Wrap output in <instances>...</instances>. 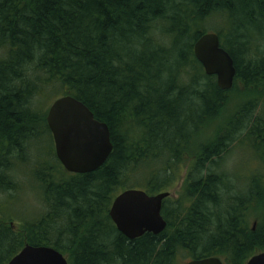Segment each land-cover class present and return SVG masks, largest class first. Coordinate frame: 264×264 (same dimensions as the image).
Instances as JSON below:
<instances>
[{
    "label": "trees",
    "instance_id": "obj_1",
    "mask_svg": "<svg viewBox=\"0 0 264 264\" xmlns=\"http://www.w3.org/2000/svg\"><path fill=\"white\" fill-rule=\"evenodd\" d=\"M210 32L233 60L228 91L194 57ZM63 96L109 128L112 152L92 173L70 174L55 155L45 110ZM239 135L262 165L238 176L237 193L220 168ZM186 167L160 235L117 231L115 196L166 192ZM23 193L36 214L0 212V264L26 244L69 264H245L264 252V0H0V209Z\"/></svg>",
    "mask_w": 264,
    "mask_h": 264
},
{
    "label": "water",
    "instance_id": "obj_2",
    "mask_svg": "<svg viewBox=\"0 0 264 264\" xmlns=\"http://www.w3.org/2000/svg\"><path fill=\"white\" fill-rule=\"evenodd\" d=\"M195 59L206 76H214L220 90L232 88L236 70L231 56L220 45L215 33H204L193 45ZM46 124L51 133L55 155L66 172L88 174L107 161L112 152L108 126L96 120L92 112L72 96L52 102ZM168 192L149 195L142 190H125L112 201L108 215L117 231L128 240L144 234L160 235L166 228L162 217L163 201ZM7 264H68L57 250L26 244ZM185 264H223L218 257L191 260ZM245 264H264V252Z\"/></svg>",
    "mask_w": 264,
    "mask_h": 264
},
{
    "label": "rangeland",
    "instance_id": "obj_3",
    "mask_svg": "<svg viewBox=\"0 0 264 264\" xmlns=\"http://www.w3.org/2000/svg\"><path fill=\"white\" fill-rule=\"evenodd\" d=\"M218 26H220L221 28L224 27V21L222 18L218 17L216 19L213 20ZM213 26L211 25H207V31H212ZM256 39H252V42H256ZM259 41V40H258ZM255 44L251 43L250 44V55L247 56V59L250 60V58L253 57V48H254ZM58 99V98H56ZM55 99V100H56ZM242 100V99H241ZM53 101L50 100V102H48V104L46 105V110L45 112L47 113L50 105L52 104ZM261 108V104H259L258 108L256 109V111L254 112L255 115L259 114V110ZM242 135V134H241ZM241 135L238 136L237 141H235V143H233L232 145H230L228 151L229 154L227 155V157L225 158L224 161V167L220 168V170H224V168L229 171V173L231 174V177L233 179V192H237L238 191H244L243 188L240 187L239 182L241 181L238 176L240 178L243 177H247L248 174L251 172L252 173H256V168L258 166H261L262 164L259 163V161L253 156L251 149L252 146V142H249V140H246L245 142H243V144H241V142L239 141L241 139ZM49 141L48 138L43 137L41 146H42V151L44 150H48L49 149V145H48ZM54 147V146H53ZM256 156V155H255ZM257 157V156H256ZM186 169H183L181 171V175L179 177V180L177 182H175L171 187L167 188L166 192L170 193V199L171 200H176L178 198V191L181 188V184H182V180L184 179L185 175H186ZM255 170V171H254ZM180 173V171H179ZM14 177L18 180H20V171L17 170L16 172H14ZM3 196H0V200ZM39 203V202H38ZM38 203H35V206L38 205ZM0 212L2 214V216H4L5 218L11 219L13 217L16 218H29V217H33L36 212L33 208V197H31L28 194H21V196H19L18 199L10 202V203H6L1 209ZM65 258L67 259L68 256H65ZM179 264H184L185 263V259L181 258L178 262Z\"/></svg>",
    "mask_w": 264,
    "mask_h": 264
},
{
    "label": "bare ground",
    "instance_id": "obj_4",
    "mask_svg": "<svg viewBox=\"0 0 264 264\" xmlns=\"http://www.w3.org/2000/svg\"><path fill=\"white\" fill-rule=\"evenodd\" d=\"M200 38V37H199ZM45 118H46V116H45ZM46 121V120H45ZM171 196V195H170Z\"/></svg>",
    "mask_w": 264,
    "mask_h": 264
}]
</instances>
